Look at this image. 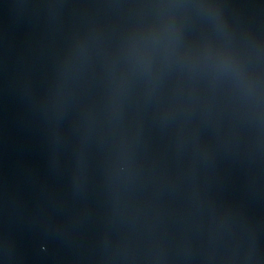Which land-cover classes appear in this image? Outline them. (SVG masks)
I'll list each match as a JSON object with an SVG mask.
<instances>
[{"label": "water", "instance_id": "obj_1", "mask_svg": "<svg viewBox=\"0 0 264 264\" xmlns=\"http://www.w3.org/2000/svg\"><path fill=\"white\" fill-rule=\"evenodd\" d=\"M0 165L75 264H264V0H0Z\"/></svg>", "mask_w": 264, "mask_h": 264}]
</instances>
